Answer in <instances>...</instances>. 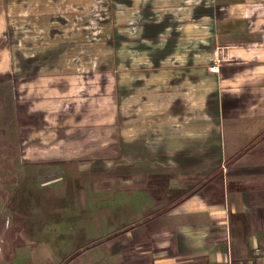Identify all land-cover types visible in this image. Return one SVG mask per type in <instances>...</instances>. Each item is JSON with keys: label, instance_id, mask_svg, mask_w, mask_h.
<instances>
[{"label": "crops", "instance_id": "0c3cea01", "mask_svg": "<svg viewBox=\"0 0 264 264\" xmlns=\"http://www.w3.org/2000/svg\"><path fill=\"white\" fill-rule=\"evenodd\" d=\"M105 5L118 70L94 76L115 82L116 146L111 156L92 151L93 160L116 161V180L102 177L107 162L73 160L66 171L75 164L86 184L138 202L62 217L71 206L45 200L53 189L33 199L39 189L22 184L18 200L0 199V264H264V0ZM93 7V0H0V65H20L28 80L37 74L29 64L60 63L61 33L71 30L65 17L86 21ZM224 38L238 50L216 65ZM28 172L46 182L42 188L58 179Z\"/></svg>", "mask_w": 264, "mask_h": 264}, {"label": "rangeland", "instance_id": "374dc122", "mask_svg": "<svg viewBox=\"0 0 264 264\" xmlns=\"http://www.w3.org/2000/svg\"><path fill=\"white\" fill-rule=\"evenodd\" d=\"M93 5V12L90 17L86 16V21L82 15L65 17L70 20L71 30L61 33L65 53L60 63L29 64L30 71L33 68L37 74L28 80L26 75L21 76L20 65H0V199L18 200L22 184L39 189L38 196L29 193L33 199L43 200L44 191L53 189L45 200L71 206L62 209L66 212L62 217L87 216L92 209L96 214L107 203L115 212L113 207L117 202L125 201L127 205L138 202L137 197L124 199L123 192L115 188L106 191L101 186L86 184L90 177L86 178L75 164L68 167L71 174L66 171L73 160L79 165L107 162L110 171L102 177L110 183L116 180L115 160H93L97 159L93 148H104L102 155L111 156L116 146L114 99H111L115 82L112 77L94 75L118 70L112 62L111 16L105 0H93ZM84 26L86 30L82 29ZM229 43L231 40L219 39L216 55L221 46ZM99 98L103 106L96 104ZM83 148H87V154L77 155ZM69 149L76 152L69 153ZM56 163L58 166L53 168ZM29 169L40 171L45 179H52L54 171L57 182L44 190L42 186L46 182L32 180ZM72 176L76 183L70 182ZM100 180L101 175L97 174L92 182ZM83 200L89 208H72Z\"/></svg>", "mask_w": 264, "mask_h": 264}, {"label": "built area", "instance_id": "2783aa9c", "mask_svg": "<svg viewBox=\"0 0 264 264\" xmlns=\"http://www.w3.org/2000/svg\"><path fill=\"white\" fill-rule=\"evenodd\" d=\"M238 48L235 43H229L221 46L217 51L216 65L231 63L233 61V54L237 52Z\"/></svg>", "mask_w": 264, "mask_h": 264}]
</instances>
